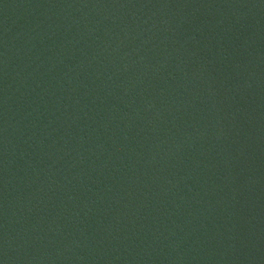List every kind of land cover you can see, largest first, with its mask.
<instances>
[{
	"label": "water",
	"instance_id": "1",
	"mask_svg": "<svg viewBox=\"0 0 264 264\" xmlns=\"http://www.w3.org/2000/svg\"><path fill=\"white\" fill-rule=\"evenodd\" d=\"M0 264H264V0H0Z\"/></svg>",
	"mask_w": 264,
	"mask_h": 264
}]
</instances>
